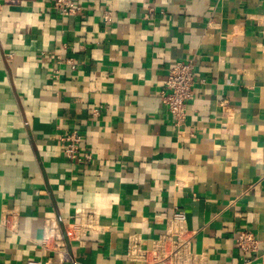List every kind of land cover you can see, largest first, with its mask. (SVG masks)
Segmentation results:
<instances>
[{
	"label": "crops",
	"instance_id": "1",
	"mask_svg": "<svg viewBox=\"0 0 264 264\" xmlns=\"http://www.w3.org/2000/svg\"><path fill=\"white\" fill-rule=\"evenodd\" d=\"M55 2L0 7V264H141L130 237L176 209L202 264H264V0ZM180 61L195 84L176 126L161 92ZM72 129L91 159L64 156ZM85 214L97 230L75 235Z\"/></svg>",
	"mask_w": 264,
	"mask_h": 264
},
{
	"label": "built area",
	"instance_id": "2",
	"mask_svg": "<svg viewBox=\"0 0 264 264\" xmlns=\"http://www.w3.org/2000/svg\"><path fill=\"white\" fill-rule=\"evenodd\" d=\"M6 0H0V7ZM54 9L64 16L75 15L81 7L74 0H56ZM105 20L110 21L107 13ZM62 62L59 57L58 64ZM57 72L54 77L57 78ZM194 63L180 61L167 75L162 99L168 111L173 116L175 125L180 126L186 115L187 102L194 97L195 84ZM63 154L71 162H84L91 159V153L81 148L82 136L77 129H72L59 137ZM98 217L95 214L83 215L80 223L73 225L75 235H85L95 232L98 226ZM59 233L56 236V233ZM55 237L54 250L64 249L63 232L59 229L47 227L43 236V246L49 248V241ZM237 245L244 252L256 251L258 240L249 231H239L236 239ZM127 257L141 264H202V259L193 250L192 233L189 230L186 213L176 209L169 221L166 231L151 243H147L141 236L130 237L127 247ZM28 264H40L31 260Z\"/></svg>",
	"mask_w": 264,
	"mask_h": 264
}]
</instances>
